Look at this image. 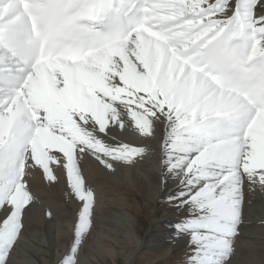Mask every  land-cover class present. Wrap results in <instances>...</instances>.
Listing matches in <instances>:
<instances>
[{
    "label": "snow or ice",
    "instance_id": "obj_1",
    "mask_svg": "<svg viewBox=\"0 0 264 264\" xmlns=\"http://www.w3.org/2000/svg\"><path fill=\"white\" fill-rule=\"evenodd\" d=\"M150 156L176 264H233L245 192L264 195V0H0V264L27 255L36 177L64 184L54 264H84L85 165Z\"/></svg>",
    "mask_w": 264,
    "mask_h": 264
},
{
    "label": "bare ground",
    "instance_id": "obj_2",
    "mask_svg": "<svg viewBox=\"0 0 264 264\" xmlns=\"http://www.w3.org/2000/svg\"><path fill=\"white\" fill-rule=\"evenodd\" d=\"M126 139L135 140L128 136ZM155 147V141H145ZM86 174L98 192L92 236L82 256L84 264H176L179 250L167 236V222L175 218L161 196L155 156L130 168L106 174L95 165H85ZM40 202L28 221L22 241L27 255L18 264H54L69 236V212L63 202V181L48 187L36 177ZM60 210L49 221L44 208ZM264 195L245 192L243 235L237 240L233 264H264ZM174 249H176L174 251Z\"/></svg>",
    "mask_w": 264,
    "mask_h": 264
}]
</instances>
